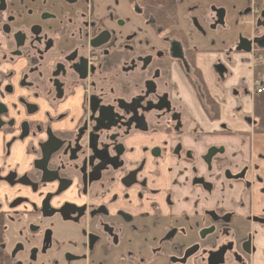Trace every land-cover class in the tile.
Segmentation results:
<instances>
[{
    "label": "flooded vegetation",
    "instance_id": "flooded-vegetation-1",
    "mask_svg": "<svg viewBox=\"0 0 264 264\" xmlns=\"http://www.w3.org/2000/svg\"><path fill=\"white\" fill-rule=\"evenodd\" d=\"M151 1L0 0V264H254L264 179L189 126L173 80L219 118L223 98L191 37L223 27L226 11L193 18L176 0L184 43L148 13ZM246 1L239 22L252 16L263 67L264 0ZM215 72L219 88L229 71ZM250 90L248 137L264 135L253 116L264 90Z\"/></svg>",
    "mask_w": 264,
    "mask_h": 264
},
{
    "label": "crops",
    "instance_id": "crops-1",
    "mask_svg": "<svg viewBox=\"0 0 264 264\" xmlns=\"http://www.w3.org/2000/svg\"><path fill=\"white\" fill-rule=\"evenodd\" d=\"M241 3V7L245 5L243 1ZM191 38H195V36L192 35ZM210 51L211 50H204L198 52L195 56V65L201 70L204 81L213 98L217 96L223 98L224 104L219 112V118L213 120L211 118L209 119L207 114L204 113L199 106L198 101L185 83L184 78L175 74L173 75V80L177 82L180 89L178 98L189 107V126L195 128L198 132L211 133L212 135L209 143L218 147L222 146L224 148V158L232 159V163L238 166L252 163L255 167L254 172L264 179V135H253L252 137H248L247 132V126H249L250 122L249 117H251V102L248 94V89L250 90V88H248V86L250 85L252 77L253 65L250 56L248 55L245 57L237 55V59L242 57L240 59L241 61L236 62L230 78L228 80L226 78L221 79L220 87L216 88L215 76L208 71V67L216 61L218 56L210 54ZM224 65L228 68L227 63ZM237 87L243 90L242 98H232L231 90ZM220 124L227 126L233 133L219 132L218 126H220ZM261 186L262 185L256 184L254 189L260 188ZM216 199L217 196L213 203ZM253 200L255 202L261 201V197L256 194ZM260 207L261 206L256 207V213L261 210ZM263 237L264 232L259 230L258 240L255 242L256 253L253 255L254 264H264V254L261 252L264 247Z\"/></svg>",
    "mask_w": 264,
    "mask_h": 264
},
{
    "label": "rangeland",
    "instance_id": "rangeland-1",
    "mask_svg": "<svg viewBox=\"0 0 264 264\" xmlns=\"http://www.w3.org/2000/svg\"><path fill=\"white\" fill-rule=\"evenodd\" d=\"M242 1L245 4L243 6H246V0H180V11L188 9L187 15L190 16L191 12H193V18L207 16L210 6H217L225 9L224 26L215 29L207 27L204 35L199 34L197 31H193L192 34H195V38H191V45L200 51L211 50L209 52L210 54L218 56L209 69L212 74L215 75V68L219 64L227 63L229 71L228 74L225 75L227 80L232 75V69L236 62L241 61L240 59L242 57L237 59L236 56H248V53L236 50L239 38L252 39L256 36L252 24L249 22L250 17L245 18L247 21L246 24H241L239 22V8L241 7ZM149 28L150 27H146L144 31L150 39H154L155 35L158 37L164 36V33L162 36H159L154 29ZM237 93L238 98L243 97V91L239 87H237ZM166 127L167 126L164 125L149 124V129L152 133H161L164 136V129ZM159 136L162 137V135Z\"/></svg>",
    "mask_w": 264,
    "mask_h": 264
},
{
    "label": "trees",
    "instance_id": "trees-1",
    "mask_svg": "<svg viewBox=\"0 0 264 264\" xmlns=\"http://www.w3.org/2000/svg\"><path fill=\"white\" fill-rule=\"evenodd\" d=\"M146 6L148 13L153 14L157 24L165 28H168L170 26L174 27V29L170 31V34L175 37H179L184 43H186L185 34L180 29L175 28L177 26V18L175 16L176 0L151 1L150 5ZM195 53L196 51H193V55H195ZM194 57L191 56L192 62L194 60ZM253 72L256 76H264V66L255 68ZM262 85L264 87V80L262 82ZM212 105V108H214V103ZM253 116L256 120L255 131L257 133H264V91L261 94L256 95L254 99Z\"/></svg>",
    "mask_w": 264,
    "mask_h": 264
},
{
    "label": "water",
    "instance_id": "water-1",
    "mask_svg": "<svg viewBox=\"0 0 264 264\" xmlns=\"http://www.w3.org/2000/svg\"><path fill=\"white\" fill-rule=\"evenodd\" d=\"M213 10L216 12V17L218 18V21L216 23L223 24L224 10L222 9L215 10L214 8ZM258 40H259L258 38H253L252 40H248L247 38H239L238 44L236 46V50L248 53L250 52L252 43L259 45ZM170 44H171V48H170L171 56L173 58H177L178 56H175L173 52H180V47L175 42H171Z\"/></svg>",
    "mask_w": 264,
    "mask_h": 264
},
{
    "label": "built area",
    "instance_id": "built-area-1",
    "mask_svg": "<svg viewBox=\"0 0 264 264\" xmlns=\"http://www.w3.org/2000/svg\"><path fill=\"white\" fill-rule=\"evenodd\" d=\"M257 92H260V90H257Z\"/></svg>",
    "mask_w": 264,
    "mask_h": 264
}]
</instances>
